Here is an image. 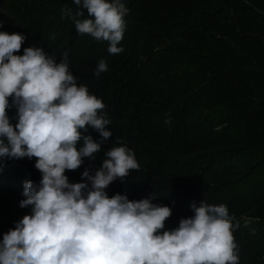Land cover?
Returning a JSON list of instances; mask_svg holds the SVG:
<instances>
[{
  "label": "trees",
  "instance_id": "16d2710c",
  "mask_svg": "<svg viewBox=\"0 0 264 264\" xmlns=\"http://www.w3.org/2000/svg\"><path fill=\"white\" fill-rule=\"evenodd\" d=\"M124 2L123 51L111 54L109 42L77 32L65 14L78 11L74 0H0V31L27 36L17 54L43 47L59 63L67 52L77 85L102 100L111 120L95 161L65 174L84 182L85 169L94 173L108 150L127 145L140 168L114 181L110 197L168 205L169 230L194 214V201L224 204L238 224L239 264H264V0ZM80 10L77 19L89 18ZM102 59L108 70L97 77ZM8 115L15 125L16 109ZM36 159H9L0 172V222L11 214L9 198L21 201L25 182L42 179Z\"/></svg>",
  "mask_w": 264,
  "mask_h": 264
},
{
  "label": "clouds",
  "instance_id": "9594fccd",
  "mask_svg": "<svg viewBox=\"0 0 264 264\" xmlns=\"http://www.w3.org/2000/svg\"><path fill=\"white\" fill-rule=\"evenodd\" d=\"M72 16L79 34L119 46L130 9L124 0H74ZM87 9L89 18L80 10ZM3 28V22H0ZM22 33L0 31V172L9 159L37 158L39 183L26 181L20 203L31 213L15 222L0 239V264H239L233 236V217L226 205L204 199L192 202L194 213L178 227L166 229L172 208L153 197L130 200L109 196L108 187L124 182L139 169L135 152L121 144L105 153L93 173L82 172L84 182L71 183L66 170H76L112 136L104 103L91 94L69 68L68 53L60 62L43 47H26ZM108 70L98 62L95 75ZM11 98V100H10ZM16 109L17 121L8 115ZM99 133L94 139L90 132Z\"/></svg>",
  "mask_w": 264,
  "mask_h": 264
},
{
  "label": "rangeland",
  "instance_id": "374dc122",
  "mask_svg": "<svg viewBox=\"0 0 264 264\" xmlns=\"http://www.w3.org/2000/svg\"><path fill=\"white\" fill-rule=\"evenodd\" d=\"M5 14V13H4ZM9 205L11 206V214H7L6 217L2 222H0V239H3V234L8 232L9 229H12L9 227L8 221L11 217H15L18 219H22L25 215H28L31 213V208H22L20 207V200L16 197L11 196L9 198Z\"/></svg>",
  "mask_w": 264,
  "mask_h": 264
}]
</instances>
